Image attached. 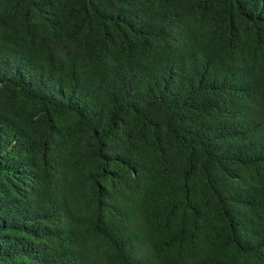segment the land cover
<instances>
[{
	"label": "trees",
	"instance_id": "16d2710c",
	"mask_svg": "<svg viewBox=\"0 0 264 264\" xmlns=\"http://www.w3.org/2000/svg\"><path fill=\"white\" fill-rule=\"evenodd\" d=\"M0 264H264V0H0Z\"/></svg>",
	"mask_w": 264,
	"mask_h": 264
}]
</instances>
